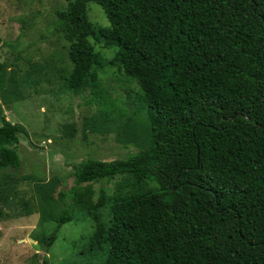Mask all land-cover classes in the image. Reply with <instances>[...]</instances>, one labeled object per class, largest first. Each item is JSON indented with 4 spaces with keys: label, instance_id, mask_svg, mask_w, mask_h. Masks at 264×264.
I'll list each match as a JSON object with an SVG mask.
<instances>
[{
    "label": "trees",
    "instance_id": "trees-1",
    "mask_svg": "<svg viewBox=\"0 0 264 264\" xmlns=\"http://www.w3.org/2000/svg\"><path fill=\"white\" fill-rule=\"evenodd\" d=\"M64 1L52 25L71 65L63 89L97 95V72L116 65L137 85L145 133L126 159L71 165L69 202L44 248L77 209L105 247L96 264H264V0ZM88 3L107 26L88 22ZM7 78L0 64V89ZM19 137L0 114V172L20 168Z\"/></svg>",
    "mask_w": 264,
    "mask_h": 264
},
{
    "label": "rangeland",
    "instance_id": "rangeland-1",
    "mask_svg": "<svg viewBox=\"0 0 264 264\" xmlns=\"http://www.w3.org/2000/svg\"><path fill=\"white\" fill-rule=\"evenodd\" d=\"M65 8L64 0H0V64L9 75L0 89V114L26 133L17 145L20 168L0 172V264L101 262L105 247L93 243L94 224L77 209L48 249L41 241L69 202L60 194L74 185L71 165L126 159L137 151L135 138L139 144L145 133L137 124L145 114H133L137 85L116 65L97 72V95L91 89L76 94L63 89L61 75L71 65L67 43L52 25ZM86 15L92 26H107L97 5L88 3ZM90 44L111 59L113 49ZM107 103L114 110L104 117ZM103 186L91 185L93 200ZM105 191L107 199L116 197V181ZM107 208L108 202L98 211L104 227Z\"/></svg>",
    "mask_w": 264,
    "mask_h": 264
},
{
    "label": "water",
    "instance_id": "water-1",
    "mask_svg": "<svg viewBox=\"0 0 264 264\" xmlns=\"http://www.w3.org/2000/svg\"><path fill=\"white\" fill-rule=\"evenodd\" d=\"M233 118V117H232Z\"/></svg>",
    "mask_w": 264,
    "mask_h": 264
}]
</instances>
